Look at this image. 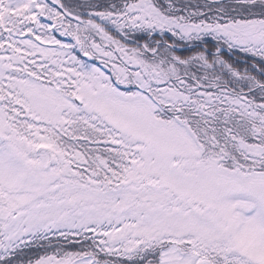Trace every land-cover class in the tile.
<instances>
[{
	"label": "snow or ice",
	"instance_id": "snow-or-ice-1",
	"mask_svg": "<svg viewBox=\"0 0 264 264\" xmlns=\"http://www.w3.org/2000/svg\"><path fill=\"white\" fill-rule=\"evenodd\" d=\"M0 264H264V0H0Z\"/></svg>",
	"mask_w": 264,
	"mask_h": 264
}]
</instances>
